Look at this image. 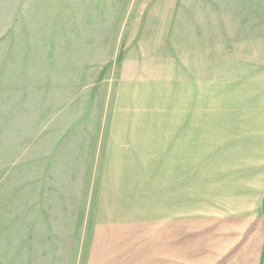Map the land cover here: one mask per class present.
<instances>
[{
	"label": "rangeland",
	"instance_id": "374dc122",
	"mask_svg": "<svg viewBox=\"0 0 264 264\" xmlns=\"http://www.w3.org/2000/svg\"><path fill=\"white\" fill-rule=\"evenodd\" d=\"M200 79L264 85V0H0V264H86L113 125Z\"/></svg>",
	"mask_w": 264,
	"mask_h": 264
},
{
	"label": "crops",
	"instance_id": "0c3cea01",
	"mask_svg": "<svg viewBox=\"0 0 264 264\" xmlns=\"http://www.w3.org/2000/svg\"><path fill=\"white\" fill-rule=\"evenodd\" d=\"M192 83L113 125L86 264H264V85Z\"/></svg>",
	"mask_w": 264,
	"mask_h": 264
}]
</instances>
